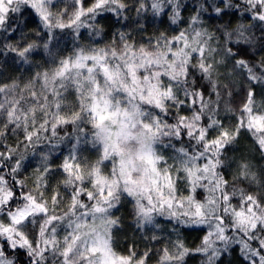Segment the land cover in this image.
I'll use <instances>...</instances> for the list:
<instances>
[{"label": "snow or ice", "instance_id": "1", "mask_svg": "<svg viewBox=\"0 0 264 264\" xmlns=\"http://www.w3.org/2000/svg\"><path fill=\"white\" fill-rule=\"evenodd\" d=\"M131 7L185 23L182 0H0V54L36 68L26 80L0 68V264L21 252L26 264H220L237 249L264 264V0H203L171 33L78 43ZM226 9L250 22L204 25ZM26 10L31 32L10 23ZM58 30L73 36L67 54ZM125 205L142 250L119 243ZM186 230L203 235L190 245Z\"/></svg>", "mask_w": 264, "mask_h": 264}, {"label": "trees", "instance_id": "2", "mask_svg": "<svg viewBox=\"0 0 264 264\" xmlns=\"http://www.w3.org/2000/svg\"><path fill=\"white\" fill-rule=\"evenodd\" d=\"M87 2L90 3V0H87ZM201 2H203V0H182V3L186 5V7L182 9V16L185 23H181L178 25L171 24L168 19L167 13L160 16H154L150 8L142 12L138 16L135 11V7H131L125 13V15L129 17L127 20L123 19V17H117L114 14L108 13L100 18V23L104 26L105 29L103 36L99 38H93L89 36V32L87 29H81L82 35L79 38L78 43L90 44L98 42L102 46L104 43L110 41L113 34L117 31L129 32L136 40H146L149 36L156 35L161 31H168L169 33H171L173 29H182L186 27L189 16L193 13V10L197 6V4ZM128 3L132 5L134 4V0H128ZM217 3H219V0H217ZM225 11L227 14L223 15L222 17H217L216 14L211 10L203 13L202 19L204 21V25L209 28V30L216 31L217 28L221 27L222 25H227L229 22H231L232 27H235L239 23L247 24L250 22V16L248 14L242 15L240 11H237L235 9H226ZM10 23L12 24L13 28L19 26V28L24 30V32H31L32 29L36 28L38 20L30 10H26L23 12L22 16H19V18H17L16 14H13ZM252 31L255 32L257 36L260 35L259 28H253ZM19 36L20 32L17 31L12 39H18ZM57 41L59 43V48L62 49L65 54H67L73 48L75 43L71 34L62 33L59 30L57 31ZM0 43H2V40H0ZM54 43H56V41H54ZM260 54L261 53L259 48H257L256 50L249 49V56L247 58L258 60ZM43 57V51L40 50L37 54H35V63H40ZM13 59L14 57L12 56V54H0V68L4 70L5 76H23V78L26 80L31 73H34L36 71L35 67H32L31 70L28 71V65L14 64ZM5 60H7V66L4 65ZM256 99L259 102L262 97L258 95ZM250 147V138H242L239 145V151H245L247 149H250ZM61 148L62 152L58 150L57 156L62 158V155L67 154L68 146L62 145ZM238 154L239 152L237 153V155ZM256 160H259V156H256ZM36 162V160L32 161V166L28 168V172L25 173V175L31 173L32 167L35 166ZM58 162L59 160H57V163ZM260 164L264 165V161H260ZM130 210L131 206L125 205L121 207L117 212V215L121 216L124 222V229L121 233L119 243L122 246L126 247L128 244L135 241L138 247L142 250L145 241H143L141 233L133 232L132 230L134 228V224L132 223L131 217L129 215ZM160 222L162 224L167 223L162 218ZM199 235H203V233H198L191 230H186L184 232L185 239L190 245L199 242L197 239ZM16 258L17 264H26V257L22 252ZM201 259L202 257L200 256L189 258L187 259V264H200ZM229 261H231L232 264H243V259L239 256L238 249L235 252L223 257L220 264H229Z\"/></svg>", "mask_w": 264, "mask_h": 264}]
</instances>
